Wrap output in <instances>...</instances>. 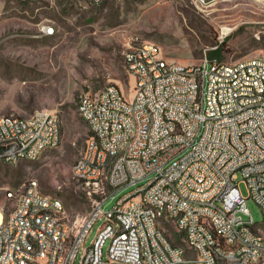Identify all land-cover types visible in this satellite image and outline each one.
Returning a JSON list of instances; mask_svg holds the SVG:
<instances>
[{
    "label": "built area",
    "instance_id": "1",
    "mask_svg": "<svg viewBox=\"0 0 264 264\" xmlns=\"http://www.w3.org/2000/svg\"><path fill=\"white\" fill-rule=\"evenodd\" d=\"M102 5L105 0H96ZM142 56L124 54L125 71L134 81L127 103L121 86L110 84L79 98L80 116L92 134L90 147L77 161L74 177L93 199L89 221L72 239L68 264H264V232L247 208L240 185L264 211V59L225 63L205 58L190 65L169 60L154 43L139 44ZM18 135L24 148L9 145ZM62 122L58 115L37 112L26 117L0 116V157H36L42 145L59 146ZM105 151H113L105 166ZM100 169H108V190L97 188ZM24 184L20 210L7 215L0 241H8L4 264H27L43 248L40 233L61 236L66 224L53 225L58 213L42 193ZM132 190L105 209L115 194ZM16 193V192H15ZM145 201V208H130ZM50 209V216H43ZM183 215V222H174ZM103 220L102 239L89 248L86 241ZM202 221H212L203 230ZM184 228L193 248L167 240L165 224ZM110 242L107 261L104 245Z\"/></svg>",
    "mask_w": 264,
    "mask_h": 264
},
{
    "label": "rangeland",
    "instance_id": "2",
    "mask_svg": "<svg viewBox=\"0 0 264 264\" xmlns=\"http://www.w3.org/2000/svg\"><path fill=\"white\" fill-rule=\"evenodd\" d=\"M146 42L169 60L190 66L220 50L216 58L229 64L264 59V0H107L99 6L87 0H0V116L50 112L63 129L61 144L38 160L0 161V209L7 215L16 205L7 194L37 181L43 193L62 200L71 227L83 222L93 199L73 176L90 141L77 110L79 98L110 84L130 97L135 84L125 71L124 54ZM240 189L262 226L264 211L249 198L245 183ZM131 190L118 191L105 209ZM102 224H95L86 248ZM165 228L181 244L174 225ZM109 245L103 248L104 261Z\"/></svg>",
    "mask_w": 264,
    "mask_h": 264
},
{
    "label": "bare ground",
    "instance_id": "3",
    "mask_svg": "<svg viewBox=\"0 0 264 264\" xmlns=\"http://www.w3.org/2000/svg\"><path fill=\"white\" fill-rule=\"evenodd\" d=\"M92 5L99 6L96 0H87ZM107 0H105L106 2ZM157 46V45H156ZM131 54L134 56H142V47H132ZM190 70H197V66H190ZM120 103H127L125 96H120ZM77 110L79 111V102L77 105ZM11 119H19L20 117L9 115ZM26 122H34V115L26 118ZM9 145L16 148H24V140L18 138V135H11L9 137ZM0 147H6V140L0 139ZM57 145L45 144L39 148L36 157H17V159H7V157H0V161L5 164L17 165L23 160H38L43 153L50 149L56 148ZM90 147V141L88 143L86 151ZM113 164V151H105V166H112ZM81 182V177H76ZM109 174L108 169H100L98 173L97 188L99 191L108 190ZM32 191L35 193H42L40 186L37 181L32 183ZM9 199H15L16 205L14 210H20L19 200H23V190L18 193L9 192L7 194ZM43 199L45 202H49V207L56 210L58 213L53 217V225H64L66 224V229H64L61 236L47 235V233H40V240H43V248L39 249V257L37 259H27V264H68V256L72 248V239L78 236L82 230V223L89 221V214L83 220V222L76 226L75 229L70 226L66 221L67 213L65 211L64 204L61 199L47 195L43 193ZM130 208H145V201H130ZM1 210V209H0ZM43 216H50V209H43ZM174 222H183V215H174ZM8 225V218L0 211V226ZM203 230H212V221H202ZM176 234L181 235L183 246L186 248H193V240L188 233H184V228H175ZM102 234H104V227L101 226L96 239H102ZM167 240L174 241L173 237L167 233ZM9 251L8 241H0V264H4V258H6ZM158 264V263H150ZM181 264H199L196 259H188L186 261H181ZM223 264H236V260H223ZM244 264H257V262H250Z\"/></svg>",
    "mask_w": 264,
    "mask_h": 264
},
{
    "label": "trees",
    "instance_id": "4",
    "mask_svg": "<svg viewBox=\"0 0 264 264\" xmlns=\"http://www.w3.org/2000/svg\"><path fill=\"white\" fill-rule=\"evenodd\" d=\"M221 53H222V51L220 50V51H214L213 53H212V55H211V59H217L219 56H221ZM217 57V58H216ZM92 136V134H91V132H90V137ZM89 140H90V138H89ZM88 140V141H89Z\"/></svg>",
    "mask_w": 264,
    "mask_h": 264
}]
</instances>
